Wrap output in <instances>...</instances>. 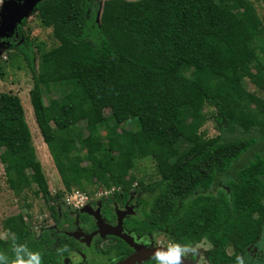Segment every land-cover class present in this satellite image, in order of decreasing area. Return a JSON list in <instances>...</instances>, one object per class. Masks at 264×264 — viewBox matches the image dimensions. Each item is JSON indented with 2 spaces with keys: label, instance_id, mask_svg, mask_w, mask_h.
Returning <instances> with one entry per match:
<instances>
[{
  "label": "trees",
  "instance_id": "obj_1",
  "mask_svg": "<svg viewBox=\"0 0 264 264\" xmlns=\"http://www.w3.org/2000/svg\"><path fill=\"white\" fill-rule=\"evenodd\" d=\"M259 1L264 10V0ZM34 10L56 40L50 58L34 68L26 37L2 41L32 72L28 99L34 122L63 188L82 189L89 174L81 162L89 160L91 176L123 191L133 161L148 157L159 177L136 182L147 192L157 190L145 229L164 231L181 244L204 236L214 245L210 254L216 258L224 257L222 250L216 254V245L231 242L240 248L248 242L259 225L252 220L249 227L246 217L252 211L261 214L264 195V108L242 85L247 78L264 90V64L255 51L264 28L250 18L252 1L102 0L98 5L95 0H40ZM228 11L235 16L232 23L224 18ZM177 53L191 66L189 74L170 61ZM58 84L67 88L66 101L52 107L44 94ZM180 96L185 100L177 102ZM124 106L133 110L128 128H103L87 118L86 137L75 134V111ZM206 107L214 109L218 134L204 138L199 127ZM162 117L170 120L183 148L157 132ZM76 139L85 154L77 150ZM0 146L12 193L35 184L47 194L23 105L17 95L2 91ZM61 195L57 191L46 197L54 201L49 215L55 225L42 227L36 238L21 215L12 218L16 239L0 245L5 253L0 264L13 258L11 245L16 243L39 251L42 264H58L47 240L49 232L69 227L68 212L58 205Z\"/></svg>",
  "mask_w": 264,
  "mask_h": 264
},
{
  "label": "rangeland",
  "instance_id": "obj_2",
  "mask_svg": "<svg viewBox=\"0 0 264 264\" xmlns=\"http://www.w3.org/2000/svg\"><path fill=\"white\" fill-rule=\"evenodd\" d=\"M3 1L0 0V10L3 4ZM102 0H95V3L100 5ZM254 5V14L251 15V20L255 24H261L264 28V10L260 4L259 0H251ZM99 9L96 12V18H98ZM225 20L232 23L235 20L233 11H228L224 15ZM24 19L23 22L21 20ZM15 22V25L12 27V31H7L5 35L0 38V92H8L18 96L19 101H21L24 109L25 120L28 124L30 133H31V142L34 146L36 157L38 158L42 174L43 181L45 183V188L47 194L41 190V187L37 185L31 186V189H22L19 195H14L12 191L8 188L5 182V174L0 163V245H4V241L8 238H11L15 234V230L12 227V218L19 214L22 216V220L30 228L35 236L38 235L39 230L42 227H49L53 225V222L49 215V203L47 202L46 197L49 194L60 191L62 192V184L59 179L58 170L51 160L47 148L38 132L37 126L34 122L31 106L28 99V89L31 86V71L26 67L21 55L11 46L8 45L6 41H2L3 38H9L11 36L16 37L22 35L26 37L31 43L33 50V66L36 68L37 64L40 61L48 59L51 57L52 48L56 45V40L51 34V28L41 24L37 13L32 8L26 15ZM20 26V30L17 29V26ZM256 54L258 60L264 64V34L262 38L257 40ZM170 61L179 66L181 72L185 75L189 74L191 71V66L188 61L181 56L180 54H174ZM242 85L246 90L251 91L255 94L256 98L259 100V104L264 108V90L257 89L247 78L242 79ZM66 91L67 88L63 85H54L50 86L49 89L44 94V102L50 104L52 107H58L66 101ZM84 96L83 92L81 93ZM185 99L183 97H177L176 101L181 102ZM205 120L200 125L199 130L204 132V138L214 136L218 134L216 126L212 120L214 109L206 107L203 111ZM133 113L132 107L124 106L116 111H113L109 108H90L86 111L77 110L75 111V134L78 132L82 137H86L85 130V120L91 118L94 121H97L103 128L104 126H116L118 128H128L129 124L127 120L131 117ZM157 132L168 142L175 144L179 148L184 147V143L180 140L178 132L172 126L170 120L167 117H162L160 121L155 126ZM102 139L105 140V133L103 130H99ZM58 142H61L60 136H56ZM76 148L81 154L86 153V149L79 146V142L75 140ZM3 147L0 146V151ZM62 148H64L62 146ZM82 165L86 167V170L89 174V179L87 182L83 181L82 189L87 195V205L89 202H92L93 199L98 197L97 191L99 188H109L113 189V192H120L121 186L119 185H109L106 186L102 184L96 177L91 176L89 171V166H91L89 160L81 162ZM159 177L158 171L155 169L153 160L146 157L143 159L134 160L131 168L128 173L124 176L126 182L129 183V188H136L140 185L136 182L141 181L143 183L150 182ZM132 186V187H131ZM71 188L77 189L75 186ZM32 190H36L37 194L34 195ZM79 190V189H77ZM157 193V190L154 192L144 191L140 194L139 198L143 201V209H146L147 214L150 213L149 206L152 203L153 197ZM130 200H137L135 195L128 197ZM61 202V201H60ZM134 202V201H133ZM136 204V202H135ZM27 205V206H26ZM138 212H141L142 208L139 203L136 205ZM148 208V209H147ZM135 210V209H134ZM139 216V215H138ZM143 218V217H142ZM149 216L147 215V220L145 224L149 221ZM144 220V219H143ZM74 226L75 228H80L81 224L79 219L74 217ZM81 229H84L81 227ZM86 229V228H85ZM150 230V229H146ZM156 241L161 240V234L166 237L168 244L173 242L171 236H169L164 231H156ZM131 233V232H130ZM134 243L144 244L142 238H135ZM133 240V241H134ZM151 240V239H150ZM50 245L55 244L51 239L49 241ZM190 244V243H189ZM191 245L199 249V253L189 259L191 263L194 264H213L215 263V257L210 254V250L214 248L212 244L203 236L198 241L192 242ZM53 248V246H51ZM228 252L230 250L229 243L223 245ZM85 252L89 253V261H86V264H108L110 263V258L104 259L99 256V252L95 249L93 250L91 246H87V249H83ZM207 250L205 256L203 257V251ZM193 253H189L191 256ZM88 256V255H87ZM91 256L92 259L90 258ZM109 259V261H108ZM75 263L74 260L70 261Z\"/></svg>",
  "mask_w": 264,
  "mask_h": 264
},
{
  "label": "flooded vegetation",
  "instance_id": "obj_3",
  "mask_svg": "<svg viewBox=\"0 0 264 264\" xmlns=\"http://www.w3.org/2000/svg\"><path fill=\"white\" fill-rule=\"evenodd\" d=\"M217 186L223 188L220 183ZM144 191L138 187H127L125 190L115 193L112 189L99 195L88 205L83 203L76 208L66 205L62 201L59 202L58 205L68 212L70 219L68 229H58L48 234L47 247L54 254L57 263L86 264V261H89L90 252H85L86 250L83 251V249L91 246L93 250L99 252V256L102 258H110L111 262L108 264H119L124 259L134 255H136V258L130 264H154V261L150 259L152 253L148 250L164 248L168 245V241L162 234V239L156 241L155 230L145 229L147 211L142 208L144 204L139 198ZM130 195H135L137 200H133V202L127 199ZM260 202L263 205L261 214L258 211H252L246 217L249 227L252 220H255L256 224L259 225L257 233L248 242L242 244L240 248L230 242L229 252L223 248V245H216V254H219L222 250L224 257H215L214 264H235L238 255L244 257L245 264H264V195H262ZM48 203L52 205L54 201L50 200ZM137 203L142 208L141 212H138L135 208ZM74 217L79 219L81 227L84 229H81V227L75 228ZM54 225L53 222V225L49 227ZM32 235L35 238L38 236H35L33 232ZM135 238H142L144 244L134 243ZM51 239L55 244L50 245L49 241ZM203 252L204 257L207 250ZM92 257L90 258L92 259ZM72 260L75 263H71ZM185 262L194 264L189 260H185Z\"/></svg>",
  "mask_w": 264,
  "mask_h": 264
},
{
  "label": "clouds",
  "instance_id": "obj_4",
  "mask_svg": "<svg viewBox=\"0 0 264 264\" xmlns=\"http://www.w3.org/2000/svg\"><path fill=\"white\" fill-rule=\"evenodd\" d=\"M3 239V237H0ZM12 239H16L12 237ZM12 259L7 258V264H42V255L39 251L31 250L27 244L16 243L11 245ZM193 253L189 256V253ZM199 253V249L191 244H181L178 242L169 243L164 248H157L152 252L150 259L154 264H184ZM5 258V253L0 252V259ZM235 264H245L243 256H236Z\"/></svg>",
  "mask_w": 264,
  "mask_h": 264
},
{
  "label": "water",
  "instance_id": "obj_5",
  "mask_svg": "<svg viewBox=\"0 0 264 264\" xmlns=\"http://www.w3.org/2000/svg\"><path fill=\"white\" fill-rule=\"evenodd\" d=\"M40 0H5L3 1L0 10V38L5 35L7 31H12V27L15 22H19L20 19L26 17L27 13L33 8L35 4ZM156 249L148 250L150 253ZM136 255L128 257L121 261L119 264H130ZM184 264H188L184 262Z\"/></svg>",
  "mask_w": 264,
  "mask_h": 264
},
{
  "label": "built area",
  "instance_id": "obj_6",
  "mask_svg": "<svg viewBox=\"0 0 264 264\" xmlns=\"http://www.w3.org/2000/svg\"><path fill=\"white\" fill-rule=\"evenodd\" d=\"M110 190H112V188L109 189V188H104L102 186V188L98 189L97 194L99 196L101 194H105L109 192ZM59 200L66 205L76 208L81 206L83 203H85V201L87 200V195L83 191L74 188H70L69 190H65L63 188L62 195L60 196Z\"/></svg>",
  "mask_w": 264,
  "mask_h": 264
},
{
  "label": "crops",
  "instance_id": "obj_7",
  "mask_svg": "<svg viewBox=\"0 0 264 264\" xmlns=\"http://www.w3.org/2000/svg\"><path fill=\"white\" fill-rule=\"evenodd\" d=\"M101 4V3H100ZM63 189V188H62Z\"/></svg>",
  "mask_w": 264,
  "mask_h": 264
}]
</instances>
